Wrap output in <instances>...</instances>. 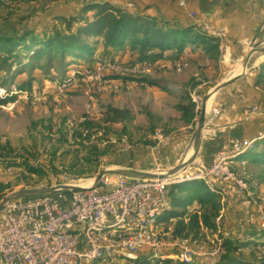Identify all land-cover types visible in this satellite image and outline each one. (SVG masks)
Returning <instances> with one entry per match:
<instances>
[{"label":"trees","instance_id":"16d2710c","mask_svg":"<svg viewBox=\"0 0 264 264\" xmlns=\"http://www.w3.org/2000/svg\"><path fill=\"white\" fill-rule=\"evenodd\" d=\"M2 4L3 1L0 0V6ZM52 20L54 22L46 24L41 29L27 27L18 33L0 31V71L10 72L13 61L19 57L22 50L27 51L26 56L29 61L33 62L45 57L48 62L57 58L62 63L70 61L68 64H75L79 62V59L87 57L90 59L87 67H91L93 63L97 62L107 63L115 58L123 61L124 58H127L126 62L121 61L122 65L132 66L142 63V66H145L144 63L152 62L154 64L162 59L173 62L187 59L189 64L191 61L194 64L202 63L207 66L210 64L212 69L213 66L217 68L221 54L217 37L198 25L177 24L144 10L130 9L115 4L111 0L82 2L78 13L54 15ZM186 48L189 49L187 53L185 52ZM199 50L200 53L197 54ZM95 52H98L97 55H94ZM172 53H175V57H171ZM32 63H30V68H33ZM24 66L15 69L14 72L11 71L10 82L13 83L15 76L27 71ZM207 66L202 69L208 70ZM263 74L264 62L257 68L256 84L262 82ZM102 79L117 80L121 84L137 81L141 85L146 83L152 87H159L157 80L150 79L147 75L137 76L106 71L102 73ZM34 80L35 77L31 76L27 80L21 81L17 86L19 91H29ZM195 85L196 82L181 84V91L177 94L178 100L174 105L179 114L178 120L186 126L192 125L193 127L198 110L195 101L191 98L192 93L189 91ZM164 87L161 88L162 91H170ZM15 98V95L0 97V104H5ZM133 119L134 115L130 108L107 104L99 121L85 118L70 129L59 127L55 133L56 136L49 135L53 127L50 119L45 124L35 122V128H37V124L42 126V136L40 137L47 142L48 147L43 143L41 146L22 145L23 147L16 151L9 143L0 142V164L10 170L23 168L31 176H36L31 183L30 178L22 175L24 183L29 184L30 182L31 186L51 185L60 182V175L65 171L84 176L93 175L98 171L99 158L110 154L109 145L102 146L101 142L109 140L112 133L131 139L134 132L130 129ZM117 123L121 125L119 131L113 128V124ZM153 126L155 125H151L149 128L152 129ZM98 132H101L99 136L96 135ZM70 134L72 140H69ZM92 137L95 138L94 141ZM40 154H44L48 161L41 163L37 156ZM246 154L255 156L251 160L252 164H264V138L254 140L253 148L243 151L237 157L244 159ZM127 165L130 166V163ZM58 168L63 171L59 172ZM259 177H261V173ZM256 178H245V180L250 184L251 190L258 194V189L251 183L252 180L260 182V179L258 178L259 181H257ZM203 180L190 179L170 185L167 183L170 207L159 217L156 216L155 220L168 222L170 219H175L173 236L195 238L204 235L205 230L213 231V229L219 228V224L215 225V218L221 208V191L219 188H210ZM8 186V182L0 180V200ZM176 190L183 191L185 195H176ZM260 193H263L264 196V191H260ZM32 196L35 195L21 198ZM194 200L199 202L200 207L196 212L187 215L185 207ZM172 206L182 209H172ZM186 218L187 222H185ZM168 225L169 223L164 226V229ZM248 230L246 237H230L228 239L219 237L222 239L221 243L216 239L217 244L224 249V253L215 264H264V228L254 225ZM247 247L249 249L245 250ZM130 260L136 264L173 263L172 259L164 258L161 255L147 258L140 255ZM177 264L213 263L190 260L179 261Z\"/></svg>","mask_w":264,"mask_h":264},{"label":"rangeland","instance_id":"374dc122","mask_svg":"<svg viewBox=\"0 0 264 264\" xmlns=\"http://www.w3.org/2000/svg\"><path fill=\"white\" fill-rule=\"evenodd\" d=\"M1 1H3V4L0 6V31L4 33H18L23 28L27 27H35L38 29L43 28L46 24L50 23L49 19L55 13H78L82 2L88 0ZM188 51L189 49L186 48L185 52L187 53ZM95 53L94 55H97L98 52ZM199 53L200 50L197 51V54ZM26 54V50L21 51L19 57L13 61L10 72L0 71V97L6 95L16 96L15 100L0 104L1 143H9L16 151L20 150L21 147H23L22 145L35 144L36 146H41L43 143V145L45 144L47 146V142L40 137L42 136V126L37 124V128H35V122L45 124V122L50 119L53 127L49 135L56 136L55 133H57V128L59 127L70 129L75 127L85 118L99 121L104 107L107 104H112L117 107H128L134 115L131 126L132 128L130 127V129L134 131L131 139L126 138L124 135L118 136L115 133H112L109 136V140H103L101 142L102 146L109 145L110 154L99 158L100 162L97 172L93 175L84 176L76 173H66L65 171L60 175V177L67 175L69 176L70 183H80L82 186H87L85 183L92 180L102 168L106 167L121 166L135 169L144 167L152 172H166L171 167L179 164L187 156V152L191 150L192 145H188L186 149H184L185 151H181L177 156L173 155L175 156L174 158L171 156V160L167 165L161 164L159 161L161 159L160 152L174 141V139L186 127V125L178 120L179 114L174 108V105L178 100L177 94L181 91V84L196 82V85L190 89L189 93H192L193 96H191V98L193 101L194 98L197 101L195 102L198 110L196 117L197 121L202 100L206 93L220 80L225 78V76L230 75L234 70H237V65L239 63L238 60H233L223 67V73H219V65L217 68L213 66L212 69L203 70L202 68H205L207 65H203L202 63L194 64L191 61L189 64L187 63V59L174 62L162 59L157 63H154L153 67H145L144 70H139V75L133 74L132 72H118L137 76L147 75L150 79L157 80V83L159 84V87H152L146 83L141 85V83H137V81H130L121 84L117 80H103L102 73H100V81L97 80L98 66L113 65V61L107 63L97 62L93 63L91 67H87L90 60L87 57L79 59V62H76L75 64H68L70 61L62 63L57 58L48 62L45 57L33 62L29 61ZM171 57H175V53H172ZM220 58L223 60L222 52L219 59ZM125 60H127V58H124L123 61L118 59V61H122L123 63ZM253 60L254 58L251 59L249 65L252 64ZM30 63H32L31 65L33 68H30ZM254 63L258 62L255 61ZM150 64L153 63L150 62ZM150 64L144 63L143 65L149 66ZM23 65H25L24 67L27 68H25L27 71L15 76L13 83L10 82V76L12 75L11 71L14 72L15 69L21 66L23 67ZM248 73L251 72L249 71ZM31 76L35 77L31 89L27 92L19 91L17 87L18 84L23 80H27ZM163 86L170 91H162L161 88ZM151 125H155L153 126L155 128H149ZM113 128L119 131L121 125L118 123L113 124ZM213 130L216 132V129ZM153 133H164L165 135L170 134L173 138L168 144H161L152 137ZM100 134L101 132H98L96 135L99 136ZM69 138V140H72L71 134ZM92 140L94 141L95 138L92 137ZM123 150L129 151V153H127L128 157H124L125 160L122 157L124 154ZM37 156L40 158L41 163L48 161V158L44 157V154ZM253 157H255L253 154H246L244 159L237 157L236 159L230 158L225 161L226 166L230 169L233 177L244 182L241 184L244 188H241L242 195L237 194V196H232V191H227L225 196L221 195V208L219 214L215 218V225L216 223L219 224V228L213 229V231L205 230V234L199 236L210 237L209 239L212 240V245L216 247H221L217 244L216 240L218 239V242L221 243L222 239L219 237H222L223 239H228L230 237H246L249 232L248 229L252 226L258 225L259 227L264 228V225H260L259 223L260 209H264V196L263 193H260V191H264V164H252L251 160ZM114 158H116L117 161H122L123 164L111 161ZM195 161L196 159L194 162ZM242 162L244 163L242 164ZM127 163H130V166L127 165ZM61 170L62 169L58 168L59 172ZM187 172L188 169L183 173ZM193 173L194 174H191L190 177L196 176V173L197 175L200 174L199 172ZM260 173L261 177H259ZM22 175L30 178L31 183L36 178V176H31L23 168H13L10 170L3 164H0V180L9 183L1 200L21 188L46 186L38 184L31 186L30 182L29 184H26L23 181ZM187 175L188 174H185L186 177H189ZM108 177V181H110L111 184H114L116 175H108ZM204 177V180H201L208 181L210 179L208 175H205ZM244 177L246 179L257 177V181H259L258 178L260 179V182H256V180H252L251 182L253 187L258 189V194L256 191L254 193L251 190L250 184ZM169 183L171 184V182ZM217 187L218 186H216L215 189ZM176 191V195H185L181 190ZM57 193H59V191L54 193L55 196H58ZM199 207V202L197 200L192 201L185 207L187 215L196 212ZM171 208L182 209L173 206ZM162 222L166 221L163 220ZM174 222H176L175 219H173L172 222H169L168 226L171 228L168 229V233L173 234ZM185 222H187V218L185 219ZM226 231H229L231 236H227ZM248 249V247L245 248V250ZM167 251L169 253L164 254L168 255L167 257L169 259H172V264H177L181 261L180 259L174 258L173 254L175 252L173 248H168ZM144 253L145 252L134 254L139 256L144 255L146 258L151 256V254ZM192 260L212 263L208 260L196 258H192ZM104 263H107V259H105ZM116 264L131 263L126 259L125 255H118Z\"/></svg>","mask_w":264,"mask_h":264},{"label":"built area","instance_id":"2783aa9c","mask_svg":"<svg viewBox=\"0 0 264 264\" xmlns=\"http://www.w3.org/2000/svg\"><path fill=\"white\" fill-rule=\"evenodd\" d=\"M177 3L183 9L187 7L186 0H177ZM188 15L192 19H198L197 13L193 10H189ZM153 66L154 64L142 66V63L124 66L115 59L113 65L98 66L97 80L100 81V73L104 71L132 72L139 75V70ZM218 115L219 109L211 107L207 123L212 126ZM190 129L193 130V128ZM208 132L215 134V131L210 128ZM152 137L161 144H168L173 138L172 135L164 133H153ZM246 139L231 138L212 156L210 163L195 161L182 169L183 171L189 168V171L183 174L204 172L212 181L226 187L233 186L235 191L242 195L241 180L233 177L223 168L221 156L232 152L235 148L244 149ZM108 178V176L103 177L95 186H92V182L88 186L77 183L76 185L83 188L59 190L58 196L34 194L35 196L32 197L6 202L0 209V264H85L82 260V252H96L107 256V263L98 264H116L118 255L142 252H145L144 254L169 253L168 248H173L175 252L173 256L176 259L193 257L215 264L221 258L224 249L212 245L210 237L163 236L162 226H166V223L171 221L162 222L155 228H138V232L90 231V238H83L85 223L91 220L100 222L105 216H113L137 222L141 215H145V212L164 205L166 188L153 187V179L158 177L130 178L116 175L114 184H111ZM59 183L69 184L62 181L60 177V182L52 185ZM259 215V223L264 225V209H260ZM70 222L79 223V232L65 235L53 234V226H67ZM30 223L49 224V231L30 233ZM226 235L231 236L229 231H226ZM105 237L119 238L120 246L105 244ZM14 251H22L24 263H17L14 260Z\"/></svg>","mask_w":264,"mask_h":264},{"label":"crops","instance_id":"0c3cea01","mask_svg":"<svg viewBox=\"0 0 264 264\" xmlns=\"http://www.w3.org/2000/svg\"><path fill=\"white\" fill-rule=\"evenodd\" d=\"M111 1L130 9L144 10L177 24H195L200 28H204L209 34L216 36L219 40V49L223 54V60L221 58L218 60L219 73H223V67L233 60H238L237 67H239L242 58L245 57L253 43L264 37V0H186L187 7L185 9L178 6L177 0ZM189 10L195 11L198 19H192L188 15ZM75 13L77 12H61L54 15ZM51 17L49 20L52 23L54 21L51 20ZM254 61L259 62L260 57L254 58ZM210 66L208 67L211 68ZM257 68L252 69L251 73L244 74L215 93L212 96L211 103L208 100L207 117L211 107H217L219 115L212 126L207 123L206 117L205 131L196 161L204 164L210 163L212 156L231 138H247L246 140L253 141L264 138V74L262 82L256 84ZM236 71L234 70L232 73H236ZM228 76H225V78ZM194 101L197 102L195 98ZM190 128H193V126H186L174 141L160 152L161 159L159 163L167 165L171 160V156H177L181 151H185L184 149L190 144L193 132ZM209 128L216 129L215 134H209ZM240 149L242 148H235L232 152L224 153L222 156L226 158L233 155L236 158L242 153L239 152ZM123 152L122 157L124 159V157H128L127 153L129 151L123 150ZM112 161L118 162V164L122 163L120 160L117 161L116 158ZM139 169L147 170L144 167ZM183 176L185 174L182 173L179 177ZM206 182L210 188L218 186L217 188L220 189L222 196H225L227 191H232V196L238 194L233 186L224 187L211 179L206 180ZM132 255L139 256L134 253ZM126 259L129 261V257H126Z\"/></svg>","mask_w":264,"mask_h":264},{"label":"bare ground","instance_id":"6f19581e","mask_svg":"<svg viewBox=\"0 0 264 264\" xmlns=\"http://www.w3.org/2000/svg\"><path fill=\"white\" fill-rule=\"evenodd\" d=\"M262 56V57H261ZM258 58L260 57V61L264 59V55L258 54ZM241 71V65L238 67L237 72ZM212 96L208 99L211 103ZM207 100V103H208ZM207 103H206V110H207ZM210 105V104H209ZM254 145L253 140H246L245 141V148L240 149L239 152H243L249 149H252ZM191 154V150L187 152V157ZM235 158V156H229V157H223L221 156V163L223 168L229 171V173L232 175L230 169L226 166V159ZM186 168L185 170H187ZM185 170H181L177 173V175L168 177V178H156L153 179V187L154 188H166L167 190V183L172 182V180L177 179H204L205 175H208L204 172H199L200 174L196 176L189 177L184 176L183 178L179 177ZM194 174V173H192ZM233 176V175H232ZM62 181H65L69 184H72L69 182V176L63 175L61 177ZM92 180L85 183V185H90ZM242 184V182H241ZM241 188H244L243 185H241ZM170 207V198L167 195H165V202L164 205L158 206L154 208L153 210H150L148 212H145V215H141L137 222H134L133 220H124L120 217H113V216H105L102 218V220L99 222L98 220H91L89 223H85V230H83V238H90V231H104V232H117V233H125L127 231L130 232H138V228H155L158 225H161L162 221L155 220V217H159L162 213L166 211ZM169 221H173V219H170ZM170 226H167L166 229L162 227V235L163 236H173L171 233H168V229H170ZM47 232L49 231V224L46 223H30L29 224V232L30 233H37V232ZM76 232H79V223L77 222H70L69 225H59V226H53V234L56 235H65V234H75ZM173 233V232H172ZM174 238H178L173 236ZM105 244L107 245H113V246H120V239L114 238V237H105ZM125 255V257H129V261L131 264H134L130 259H134L137 256H134L131 254H122ZM163 256L165 258H168V255H165L163 253L161 254H152L150 257H156V256ZM193 257H185L183 259H180L181 261L187 262L192 260ZM105 259H107V256H103L100 253L96 252H82V260L85 261V264H98V263H104ZM14 260L17 261V263H24V256L22 251H14Z\"/></svg>","mask_w":264,"mask_h":264},{"label":"water","instance_id":"95a60500","mask_svg":"<svg viewBox=\"0 0 264 264\" xmlns=\"http://www.w3.org/2000/svg\"><path fill=\"white\" fill-rule=\"evenodd\" d=\"M258 54L264 55V37L253 43V45L250 47L249 51L246 53L245 57L241 61V71L238 73H232L228 77L220 80L217 84H215L204 96L202 100V104L199 111V116L196 121V124L194 126L190 144L191 146V154L189 157L184 158L179 164L171 167L166 172H152L148 170H141V169H135L131 167H121V166H115V167H106L102 168L97 175H95L92 179V186L97 185L101 179L108 175H120V176H126L130 178H152V177H158V178H168L173 176L175 173L179 172L180 170L184 169L189 164L193 163L196 159L199 148L201 145V141L203 138V133L205 131V124H206V117H207V110H206V103L207 100L213 96L215 93H217L219 90L224 88L225 86L229 85L236 79L240 78L244 74L248 73L252 69L259 67L261 63L264 62V59L259 61L258 63H254L253 60L252 64L249 65L252 58H256ZM186 180H190L189 178L184 179H177L172 180L171 184L174 183H182ZM83 187L76 184H65V183H59L55 185H49V186H40V187H25L21 188L19 190H16L9 194L7 197H5L3 200L0 201V209L4 206V204L10 200H14L17 198L33 195V194H52L59 190H78L82 189Z\"/></svg>","mask_w":264,"mask_h":264}]
</instances>
